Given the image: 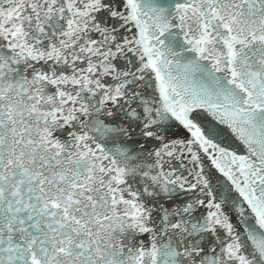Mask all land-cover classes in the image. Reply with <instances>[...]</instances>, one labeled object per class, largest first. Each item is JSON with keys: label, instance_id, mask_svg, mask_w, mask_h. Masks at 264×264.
<instances>
[{"label": "snow or ice", "instance_id": "1", "mask_svg": "<svg viewBox=\"0 0 264 264\" xmlns=\"http://www.w3.org/2000/svg\"><path fill=\"white\" fill-rule=\"evenodd\" d=\"M0 264H264V0H0Z\"/></svg>", "mask_w": 264, "mask_h": 264}]
</instances>
